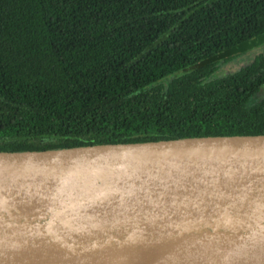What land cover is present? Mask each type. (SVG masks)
<instances>
[{"label":"trees","instance_id":"16d2710c","mask_svg":"<svg viewBox=\"0 0 264 264\" xmlns=\"http://www.w3.org/2000/svg\"><path fill=\"white\" fill-rule=\"evenodd\" d=\"M263 33L264 0H0V151L264 135V54L209 61Z\"/></svg>","mask_w":264,"mask_h":264},{"label":"water","instance_id":"95a60500","mask_svg":"<svg viewBox=\"0 0 264 264\" xmlns=\"http://www.w3.org/2000/svg\"><path fill=\"white\" fill-rule=\"evenodd\" d=\"M0 264H264V135L0 151Z\"/></svg>","mask_w":264,"mask_h":264},{"label":"rangeland","instance_id":"374dc122","mask_svg":"<svg viewBox=\"0 0 264 264\" xmlns=\"http://www.w3.org/2000/svg\"><path fill=\"white\" fill-rule=\"evenodd\" d=\"M261 53L264 54V45L254 50H251L250 52L234 56L233 60L229 62L226 61V63L221 64L220 69L225 70V71H231V72L235 71L243 67L247 63H249L256 55L258 56ZM263 94H264V91H263Z\"/></svg>","mask_w":264,"mask_h":264}]
</instances>
